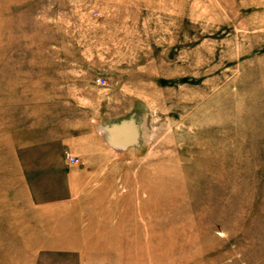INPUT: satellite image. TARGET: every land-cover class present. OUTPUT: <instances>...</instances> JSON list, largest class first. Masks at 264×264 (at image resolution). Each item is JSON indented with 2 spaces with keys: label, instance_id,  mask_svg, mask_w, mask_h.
Listing matches in <instances>:
<instances>
[{
  "label": "rangeland",
  "instance_id": "1",
  "mask_svg": "<svg viewBox=\"0 0 264 264\" xmlns=\"http://www.w3.org/2000/svg\"><path fill=\"white\" fill-rule=\"evenodd\" d=\"M90 127L136 210L99 264H264V0H0V264H81L18 232Z\"/></svg>",
  "mask_w": 264,
  "mask_h": 264
},
{
  "label": "crops",
  "instance_id": "2",
  "mask_svg": "<svg viewBox=\"0 0 264 264\" xmlns=\"http://www.w3.org/2000/svg\"><path fill=\"white\" fill-rule=\"evenodd\" d=\"M95 129L90 127L74 136L83 149L73 147L72 135L62 144L69 156L77 158V164H71L65 173L58 194L28 203L23 214L25 226L22 233L18 232L24 237L22 242L40 243L41 249L64 252L81 264H99L102 257L110 259L114 231L120 229V236L128 240L126 227L129 221L133 226L136 218L134 202L126 203L131 196L113 197L111 187L100 186L99 180L110 176L103 177L99 171L104 155L99 153L101 144Z\"/></svg>",
  "mask_w": 264,
  "mask_h": 264
},
{
  "label": "built area",
  "instance_id": "3",
  "mask_svg": "<svg viewBox=\"0 0 264 264\" xmlns=\"http://www.w3.org/2000/svg\"><path fill=\"white\" fill-rule=\"evenodd\" d=\"M97 82L98 83H103V80L99 78V79H97ZM67 159L69 160L70 164H74L76 162V159L74 157H72V156L68 155Z\"/></svg>",
  "mask_w": 264,
  "mask_h": 264
}]
</instances>
